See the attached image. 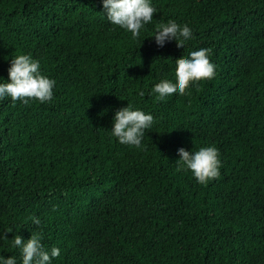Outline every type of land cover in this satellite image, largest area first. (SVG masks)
I'll use <instances>...</instances> for the list:
<instances>
[{
  "label": "trees",
  "instance_id": "obj_1",
  "mask_svg": "<svg viewBox=\"0 0 264 264\" xmlns=\"http://www.w3.org/2000/svg\"><path fill=\"white\" fill-rule=\"evenodd\" d=\"M149 2L133 39L102 0H0V83L19 55L56 82L43 104L0 100V257L22 264L13 238L39 233L51 264H264V0ZM169 21L183 48L155 43ZM201 48L214 78L157 101ZM128 104L154 117L141 148L111 135ZM209 146L218 179L177 171L178 149Z\"/></svg>",
  "mask_w": 264,
  "mask_h": 264
},
{
  "label": "clouds",
  "instance_id": "obj_2",
  "mask_svg": "<svg viewBox=\"0 0 264 264\" xmlns=\"http://www.w3.org/2000/svg\"><path fill=\"white\" fill-rule=\"evenodd\" d=\"M102 4L107 21L130 32L133 39L139 37L140 30L153 20L157 11L149 0H102ZM192 38V30L187 25L181 26L174 21L159 25L154 35L159 47H163L166 41L174 40L178 48H183ZM210 51L201 48L191 52L189 58L177 59L176 82L162 80L156 84L152 89L156 100L163 101L176 93L183 96L190 84L214 78L215 65L208 58ZM8 75L10 82L0 83V100L10 97L13 103L21 101L28 104L29 101H38L43 104L53 99L55 80L42 75L39 62L30 55H19L12 59ZM139 95L143 96L144 92L141 91ZM153 122L152 115L133 110L128 104L116 112L111 135L121 145L141 148L145 130L151 128ZM178 156L179 159L175 162L178 165L177 171L190 170L199 184L206 185L219 178L221 162L216 147H202L195 153L180 148ZM29 219L37 226L41 223L38 218ZM3 238L7 239V234ZM41 241L39 233H32L27 241H23L19 235L13 238V246L21 250L22 264H51L52 258L59 257L60 249L52 247L47 251ZM0 264H16V259L0 257Z\"/></svg>",
  "mask_w": 264,
  "mask_h": 264
}]
</instances>
